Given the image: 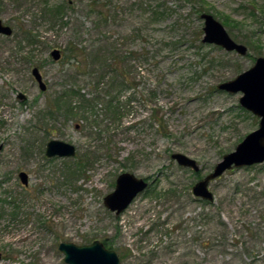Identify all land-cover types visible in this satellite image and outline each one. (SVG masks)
Listing matches in <instances>:
<instances>
[{
    "label": "rangeland",
    "instance_id": "rangeland-1",
    "mask_svg": "<svg viewBox=\"0 0 264 264\" xmlns=\"http://www.w3.org/2000/svg\"><path fill=\"white\" fill-rule=\"evenodd\" d=\"M88 1L0 0V19L13 29L0 34V264H66L61 242L94 240L115 250L121 264H264V162L213 180L211 202L192 192L259 127L260 117L240 105L242 92L217 88L264 56V32L254 34L249 17L252 0H167L175 11L159 21L146 0H102L110 4L107 22L88 11ZM63 3L65 11L56 10ZM256 4L264 8V0ZM203 12L248 54L203 43ZM226 17L246 23L228 25ZM105 37L127 53L150 47L148 61L131 60L136 84L113 93L122 115L114 119L100 103L92 122L48 116L49 100L72 80L91 90L87 76L63 75L78 73L62 63L64 49L103 47ZM167 39L182 42L169 47ZM51 139L74 144L76 154L47 157ZM175 152L195 159L199 171L179 165ZM123 172L149 186L116 215L104 198Z\"/></svg>",
    "mask_w": 264,
    "mask_h": 264
},
{
    "label": "water",
    "instance_id": "water-1",
    "mask_svg": "<svg viewBox=\"0 0 264 264\" xmlns=\"http://www.w3.org/2000/svg\"><path fill=\"white\" fill-rule=\"evenodd\" d=\"M201 18L204 20L203 43L218 45L226 51H235L242 56L248 54L247 45L235 41L225 26L211 13L203 12ZM12 33V27L0 19V34L11 35ZM51 55L55 60L62 57L61 50L58 48H55ZM32 74L40 89L46 90L47 85L39 67H33ZM217 88L229 93L242 92L239 99L240 105L260 117V122L259 127L247 134L237 144L234 151L226 153L209 174L193 185V194L209 202L214 199V194L210 189V183L213 180L233 168L264 162V56H259L252 67L241 72L234 79L219 83ZM45 153L47 157H71L76 154V146L62 140L51 139L46 144ZM171 157L181 166L192 168L195 171L200 169L197 161L186 154L175 152ZM19 177L24 184H28L29 177L25 171H21ZM148 186L149 182L145 178L138 177L131 172H123L116 179L115 189L105 196L104 203L108 209L119 215ZM58 248L64 254L63 260L66 264H121L117 252L106 247L100 240H94L88 244L63 241ZM1 258L0 253V260Z\"/></svg>",
    "mask_w": 264,
    "mask_h": 264
},
{
    "label": "trees",
    "instance_id": "trees-1",
    "mask_svg": "<svg viewBox=\"0 0 264 264\" xmlns=\"http://www.w3.org/2000/svg\"><path fill=\"white\" fill-rule=\"evenodd\" d=\"M102 2L104 1L89 0L87 8L90 13L96 14L101 20L107 22L111 16L110 4L106 2L103 4ZM256 2L252 0L248 7L249 17H253L255 23H257V26L254 25V34L264 32V8H260ZM144 4L148 8H152L151 16L149 15L152 21L165 20L169 15L172 16L175 11V9L169 6L167 0H146ZM65 5L66 3L59 4L56 10L58 9L59 12L60 10L64 12ZM58 17L59 19L63 18L62 14H59ZM225 19L228 25L233 23L234 26H242L244 25L243 22H245L238 21L237 19H233L235 20L233 21L228 17ZM62 23L64 24L66 22L63 21ZM105 39L107 42L103 47L91 46L88 48L71 43V45L64 49L62 63L64 60L67 61L69 65L78 70V73L70 74L69 72L63 75L70 79L76 78L79 76L78 74L87 76V79H90L88 85L91 90L82 92V87L76 83L77 78L72 80V85L63 86L59 94L49 100L50 104L46 113L48 116L53 118L62 117L65 120L83 117L86 121L89 120L92 122L93 119L91 117L96 114V109L100 103L104 104L105 109L112 114L114 119L122 115L121 110L124 107H122L120 97L113 93L117 90L122 91L124 88L129 87V84H136L133 76L135 67L131 64V60L136 57L143 59V61H148L151 54L150 47L147 43V46L143 47L141 51L127 53L118 49L115 42L110 43L109 37H105ZM167 40L164 42L169 47L173 44H181L182 42L180 41L181 39ZM246 41L250 45L252 37L249 36ZM158 112L154 111L155 117L158 115Z\"/></svg>",
    "mask_w": 264,
    "mask_h": 264
}]
</instances>
